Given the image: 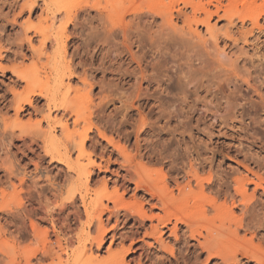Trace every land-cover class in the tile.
I'll return each mask as SVG.
<instances>
[{
  "label": "rangeland",
  "instance_id": "1",
  "mask_svg": "<svg viewBox=\"0 0 264 264\" xmlns=\"http://www.w3.org/2000/svg\"><path fill=\"white\" fill-rule=\"evenodd\" d=\"M205 1L207 0H203V2ZM220 1L222 5L228 3L227 0ZM248 2H251V0H234V3L232 2L233 9L238 11V17H235L233 20L236 22V26H230L227 23L228 17L222 16V11L219 12L220 18H217V16L211 18L210 24L213 26L212 34L218 37L217 50H209L212 57H215H206L203 65L201 64L203 68L199 64L201 63L198 59L199 55L196 54L199 47H193L183 32H181L182 35L172 33L163 36L156 35L157 37L154 36L155 38L146 37L143 48L138 49L135 45L132 47V52H134L137 59L141 60V66L144 69V79L141 80L138 70L133 72V68H136V63L126 64L127 61H123L122 51L116 46L113 47V41L103 42L101 37H99L100 35H98L99 33L95 27L96 22L93 20V13L90 14L91 16H83L85 20L82 34H86L87 38L81 35L79 39L76 38L75 41H70L66 54L60 56L51 55L52 48L48 46L45 53L50 55L51 58L49 59V68L42 69L44 71L40 70L39 76L34 82L38 86H42L46 81L49 82L50 80L49 83H51L55 73L54 68L64 65L66 74L63 77L64 83L69 84L72 88L77 87L80 89V98L74 103V107L76 106L75 108L80 109V116H82L83 120L74 129L72 123L74 114L70 110H68L69 115L67 114L65 119L68 120L70 125V132L74 130L73 132H76L77 135L87 132L86 152L81 157V161L82 163H86L87 158L90 157L95 165H89V168H87L90 171V176H87L86 179L82 176L78 177V173L73 170L76 166L72 165L74 167L69 169L64 164L51 162L48 157L39 161L37 158L39 150L31 151L21 141L8 142L7 135H1L0 133V229L3 227L7 230L8 234L6 236L9 237V233L14 230V227L10 224V217L17 213L18 202L15 203V198L10 195L13 194L15 187H20V180L24 184V193H22L24 206L25 208H32L34 211L35 214L31 218V221L35 223L37 228L48 231V243H53L55 236L51 230V222L45 212H53L55 215L58 213L59 207H63L65 208L64 214L68 213L71 207L65 206H67L66 203H71V201H68L65 197L70 190L72 191L75 188L78 191L81 188L83 192H88V197L93 196L92 198H96V196H102L103 203L107 204L110 208L113 207V204L107 198L112 196L117 190L121 201L130 204L129 206L133 204L130 201H137L142 204L143 210L149 215L162 213L154 206L155 201H151L148 195H144V189L135 188L134 180H145L146 177L152 180L166 179L170 180L169 184L172 187L173 180H177V182L182 184L188 180H193L194 184V180H199L200 178H202L201 180H205L210 174L213 176L212 179L215 180V172L218 175L220 172L222 175L223 173H228L231 177H246L247 180L259 181L264 188V182H261L264 181V123L262 122L264 117L260 116L261 112L246 116L240 124L236 123L234 127L226 128L219 122V113H217L215 118H211V113L217 105L215 101L218 100L208 101L210 99V96H208L210 81H216L214 79L216 76L222 77V73L215 68V65H217L216 54L218 52L221 53L222 50L225 54L217 57L219 62L223 64L233 63L238 67L244 64V67L251 73V83L259 87L260 94L264 98V34L257 35L255 29L250 31L251 25L245 16L246 10L250 6ZM164 3L167 10H172V8L178 9L180 7L187 14L191 13L190 8L183 7L180 0H164ZM262 3L263 0H255V6L259 7ZM7 11L8 8L3 4V0H0V132L3 126L2 119L8 122L14 119V111L11 107L13 91L22 92L26 86V83L18 82L13 68L28 67L32 65L35 57L27 49L21 52L16 50L15 43H17L19 33L17 28L5 23L3 20ZM40 13V10H36L32 14L30 17L32 22H37ZM27 16V14L23 15L18 21L22 22L26 20ZM241 20H244L242 27ZM87 21L92 22L88 23ZM172 23L178 28L182 26L181 20L179 21L174 16ZM259 24L264 25L262 18L259 20ZM197 31L199 39L207 38L205 26H198ZM71 32L72 26H70L68 34ZM184 32H187V30L185 29ZM226 32H230L234 36L237 33H242V35H245V38L242 41L238 40L235 45L230 44L229 41L225 40ZM70 36L73 37L74 35ZM192 36L194 37L193 34ZM84 40L88 44L87 50L84 48V44L86 43ZM155 41L157 46L154 44ZM178 41H187L188 44L183 43L184 46H180ZM32 44L37 47V39H33ZM153 45H155V48ZM187 48L189 50L185 51ZM191 51L192 54H190ZM121 56L122 60L120 59ZM47 61L48 58L42 56L41 62L47 63ZM129 67H131V71H128L130 70ZM67 69L73 73L71 77L68 76L69 72H67ZM187 82H191L190 85ZM196 86L198 89L195 92L194 87ZM232 87V84L228 86L225 82H220L222 94L229 93ZM186 88H189L188 91ZM189 90L192 91L190 92ZM193 96L197 99H194ZM184 98L186 99L184 100ZM201 100H204V102ZM43 103L44 100H40L38 105H42ZM25 113L19 117L23 123L28 120V116ZM60 114V111L54 112L53 117L56 115V118H59ZM251 118L254 119V123ZM32 119H35V117H32ZM78 136H75L76 139ZM92 143L94 146L91 145ZM216 143H219L221 152L212 156L209 153V148L212 144L215 145ZM72 160L76 161V153L72 154ZM135 164L140 165L141 175L135 173ZM200 164H203V168L200 167ZM11 166L14 168L17 166L20 169L18 170V175L10 174V170H13ZM194 170L197 172L198 178ZM75 180H88L87 189L89 188L90 190L83 189V186ZM36 184L37 186L40 185V187L44 186V192H38L39 187ZM103 185H106V188L104 187L105 190L101 189ZM33 186L37 188L35 191L33 190ZM28 188L31 189H29L31 193L30 198L26 195ZM253 188V184L247 185V195L250 196L253 193ZM257 189L256 192L254 191L252 198L247 196L250 199L246 201L252 208L250 211L256 217L253 218L254 222L252 221L251 224L247 223L249 221L248 214L246 213L245 215L242 207H240L241 205L238 203L237 207L236 203V207L232 208L236 219L231 224V230L233 231L231 239H228L224 246L221 247L222 250L227 251H235L237 249L243 251L249 250L256 255L255 258H252L238 252L236 256L238 259L237 264H264V191L259 188ZM78 191H74L75 194L73 195L76 199L75 205L78 206L80 213H83ZM207 192L204 198L205 203L215 200H217V203L222 202V199L216 198V194ZM24 194L27 198L24 197ZM10 199L15 204L13 205L11 204L12 202H9L8 211V203L6 201H10ZM25 204L28 205L26 206ZM29 204L32 205L29 207ZM227 205H229L228 201ZM120 214L123 215L124 211L121 210ZM122 215L118 224V228L122 225L124 226L120 228L121 232L125 230L126 232L127 230L128 232L130 230L134 232L140 229V232L137 230L138 236L136 237L130 234L131 231L128 233L131 239L143 237L145 230L149 231L150 224L154 223V221L146 218L141 220L142 223H140V219L136 216L128 215L127 217H123ZM241 217L243 220L242 225L239 227L237 223ZM26 223L29 224V221H26ZM114 224V220H111L108 226L110 227ZM183 229L184 227L179 225L176 237L168 229H164L162 232L164 243L171 246L174 251L176 250L175 256L179 262L174 264H185L183 256L190 258V263L193 260L195 261L197 257L198 251L190 246L193 244V241L185 243L182 240ZM91 234L95 235L94 229H92ZM110 235L111 233L108 234L101 252L96 251L94 247L92 248L93 254L98 255L103 262L108 260L105 250L110 242ZM177 238L179 241H177ZM131 239L129 237L125 244L130 243L129 240ZM145 240L152 242L151 238H145ZM37 244L36 246L40 250L45 247L43 243ZM140 244L141 242L139 241L134 247L138 248ZM183 244L186 245L183 246ZM0 248H3L1 243ZM138 252L140 253L137 250L136 254H130L126 260L130 264H135L132 258L136 259L139 254ZM197 258H199V263L202 262L205 258V253L199 255ZM2 259L5 258L3 257ZM144 259L146 260V258H143V262H145ZM216 261L214 258L209 264H215ZM46 262L48 263V260ZM186 262L188 263V261ZM144 264H150V261Z\"/></svg>",
  "mask_w": 264,
  "mask_h": 264
},
{
  "label": "bare ground",
  "instance_id": "2",
  "mask_svg": "<svg viewBox=\"0 0 264 264\" xmlns=\"http://www.w3.org/2000/svg\"><path fill=\"white\" fill-rule=\"evenodd\" d=\"M180 1L183 7L190 8V14H187L180 7H178V9L172 8V10H167L164 0H3V4L8 8L3 20L5 23L11 24L14 28H17L19 33L17 43H15L16 50L21 52L27 49V51L33 53L35 57L32 65L13 68L18 82H24L26 86L22 92L13 91L11 107L14 111V119L10 122L2 119L3 126L0 132L1 135H7L8 142L21 141L27 149L31 151L39 150L37 154L39 161L48 157L51 162L54 161L64 164L69 169L76 166L73 170L78 173V177L82 176L86 179L87 176H90V171L87 168H89V165L94 164L90 157L87 158L86 163H82L81 161V157H83L86 152L85 145L88 140V134L87 132L84 134L79 133L78 136L76 132H73L74 130L70 132V125L68 120L65 119V116L69 113L68 110H70L74 114L72 120L74 129L79 126L80 121L83 120L82 116H80V109L75 108L76 106L74 107V103L80 98V89L77 87L72 88L69 84L64 83V65L54 68L55 73L51 83H49L50 80L49 82L46 81V83L48 82L47 84L44 83V85L38 86L34 82L39 76L40 70L49 68V59L51 58L50 55L45 53L46 48L48 46L52 48L51 55L60 56L66 54L68 43L84 35L82 34L85 20L83 16L86 17L93 13V20L96 22L95 27L99 33L98 35H100L99 37H101L103 42L112 40L113 47L116 46L122 51L123 61H127L126 64L132 62L136 63V66L134 65L136 68H133L134 71H132L135 72V70H138L141 80L144 79V69L141 66V60L137 59L134 52H132V47L135 45L138 49L143 48L146 37L151 38L156 35L163 36L171 33L180 35L181 32H183L193 47H199L198 53L196 54L199 55L198 59L200 60L199 62H201L199 63L201 66V64L203 65V62H205L204 59L206 57H212L209 50H217L218 37L212 34L213 26L210 24L211 18L213 16L220 18L219 12L222 11V16L228 17L227 23L230 26H236V22L233 20L235 17H238V11L234 10L232 7V2L234 3V0H227L228 3L226 5H222L220 0H207L205 2H203V0ZM248 3H250V6L247 8L245 16L250 22V31L255 29L257 35L264 34V25L262 26L259 24L261 18L264 22V0L259 7L255 6V0H251V2ZM36 10H40L41 13L38 16L37 22L34 23L30 17ZM25 14L28 15L27 19L19 22L18 20ZM173 16L179 19V21L181 20L182 26L180 28L172 23ZM240 23L242 27L244 25V20H241ZM200 25L205 26L207 38L199 39L197 28ZM70 26H72V32L68 34ZM92 26L94 27V25ZM185 29L187 32H184ZM84 32L86 31L84 30ZM87 32L89 34L88 30ZM230 32L225 33V40L229 41L230 44L232 43L235 45L238 40L242 41L245 38V35H242V33H237L236 36H234V34L232 35ZM70 35L74 36L72 37ZM165 37L167 38V36ZM85 38L87 37L85 36ZM33 39H37V47L32 44ZM85 42L84 48L87 50L88 44L87 41ZM155 43L156 41L154 44ZM183 43L188 44L187 41H178L180 46H184ZM100 45L99 47H101ZM155 45H153L154 48ZM196 48H194V50H196ZM186 50L189 49L187 48L185 51ZM141 51L143 50L141 49ZM190 54H192V51ZM221 54H225L223 50L221 53L218 52L216 56L219 57ZM42 56L48 58L47 63L41 62ZM217 57V65H215V68L222 73V77L216 76L214 78L216 81L211 80L209 83L210 89L208 90V96H210V99L208 101L212 102L214 99L218 100L215 101L217 105L211 113V118H215L217 113H219L220 124L224 125L226 128H231V126L234 127L236 123L240 124L246 116L248 117L251 114H258V112H261L260 116L264 117V98L260 94L259 87L251 83L252 77L248 69L244 67V64L239 67L233 63L223 64L219 62ZM120 59L122 60V56ZM129 68L130 70L128 71H131V67ZM67 72H69V77L73 75L68 69ZM220 82H225L228 86L232 84L233 87L231 91L227 94H222L220 91ZM188 83L189 82H187V84ZM82 85L84 86V84ZM197 89V86L194 87L195 92ZM185 99L186 98H184V100ZM40 100H44L42 105H38ZM202 102H204V100ZM59 111L61 112L60 117L56 118V115L53 117V113ZM24 113L28 116V120L23 123L20 121L19 117ZM32 117H35V119H32ZM252 121L254 123V119ZM262 122L264 123V119H262ZM75 136H78L77 139ZM93 143L91 144L92 146H94ZM220 152L219 143L215 145L212 144L209 148V153H211L212 156ZM73 153H76L75 162L72 160ZM72 165L74 166L72 167ZM17 166L19 167V165ZM17 166L16 168L11 166L13 170H10V174L15 176L19 174L18 170L20 169ZM200 167L203 168V164H200ZM134 170L137 175L142 174L139 164L135 166ZM194 173L197 176V172L195 171ZM215 174V180L212 179L213 176L210 174L205 180H201L202 178L194 180V184L193 180H188L184 184L177 182V180H173L174 186L172 185V187L169 184L170 180L166 179L152 180L146 177L145 180H134L135 188L144 189V195H148L151 201H155L154 206L162 213L156 215L147 214L143 210L142 204L137 201H130L131 204L133 203L132 206H129L130 204L125 201H121L117 194V190L112 196L107 198L108 201L112 202V208L103 203L101 199L102 196H96V198H92L93 196L88 197V192H83L81 188H79V191L77 188L72 191L70 190L65 197V199L71 201V203H66L67 206H65L71 207L68 213L64 214L65 208L63 207H59L58 213L55 215L53 212H45L51 222V230L55 236V241L53 243H48V231L46 229L39 230L35 223L31 221L35 213L32 208H25L24 206L22 199L24 184L22 180H20V187H15L13 194L10 195L15 198V203L18 202L17 213L10 217L11 223L9 221L14 227V230H10L12 232L9 233V237H7V230L3 227L0 229V243L3 246V248H0V264H130L126 258L130 254H136L137 250L140 251V253L138 252V257L135 256L137 257L136 259L132 258L135 264H144L147 261H150V264H174L179 262L175 256L176 250L174 251L171 246L164 243L162 232L164 229H168L169 232L173 233L176 237L179 225L184 227L183 233L181 232L183 238H180H182L185 243L193 241V244L190 246L198 251L197 257L205 253V258L200 263L197 257L195 261L193 260V262L190 263V258L183 256L185 264H209L214 258L217 260L215 264H237L238 259L236 256L238 252L242 255L255 258L256 255L248 249V251L240 249L227 251L222 250L221 247L224 246L228 239H231L233 232L231 230V224L234 223L233 220L236 219L232 212V208L236 207V203L237 207L238 203L241 205L240 207H242L245 215L246 213L248 214L249 221L247 223H252L255 215L250 211L252 208L246 201L254 196L253 193L254 191L256 192L257 188L264 191L262 183L259 181L254 182L253 180H247L246 177H231L228 173H223L222 175L219 172L218 175L215 172ZM75 181L80 183L83 189H87L88 180ZM249 184L254 185L253 193H251L250 196L246 193V187ZM35 187L33 188L34 191L37 189ZM37 187H39L38 192H44V186L40 187L39 185ZM104 187L106 188V185H103L101 189H104ZM29 189L30 188H28L26 195L30 198L31 193ZM88 190L90 189L88 188L87 191ZM74 191H78L77 193L79 194L80 206L83 208V213H80L78 206L75 205L76 199L73 196L75 194ZM207 191L216 194V198L222 199V202L217 203V200H215L210 203H205L204 198L206 197ZM24 197H26L25 194ZM227 201L229 205H227ZM6 202L8 203L7 209L9 211V202H12L11 204L13 205L15 203H13L11 199ZM31 205L32 204H29V207ZM121 210L124 211L123 215L120 214ZM121 215L123 217H127L128 215L136 216L140 219V223H142L141 220L144 218L154 221V223L150 224L149 231L145 230L143 237L131 239V236L128 234L131 230L129 232L128 230L127 232L126 230L121 232L120 228L123 225L118 228ZM104 216L106 217L104 218ZM246 218L245 220H247ZM111 220H114L115 224L109 227L108 223ZM239 220L238 223H235L240 227L243 218L241 217ZM26 221H29V224H27ZM92 229H94L95 235L91 234ZM137 230L134 232L131 231L130 234H133V237L134 235L135 237L138 236V231L140 229ZM110 233V242L105 250L108 260L103 262L98 255L93 254L92 248L94 247L96 251L101 252L108 238V234ZM129 237L131 239L129 240L130 243L126 245L125 242ZM145 238H151L152 242H147ZM139 241L141 242L139 247H134ZM177 241H179L178 238ZM37 243H43L45 247L40 250L36 246ZM184 245L186 244H183V246ZM71 247H73L72 250H70ZM3 257L5 259H2ZM144 257L146 258V260L144 259L145 262H143ZM47 260L48 263H45ZM186 261H188V263Z\"/></svg>",
  "mask_w": 264,
  "mask_h": 264
}]
</instances>
